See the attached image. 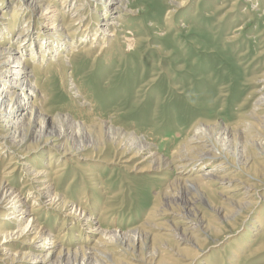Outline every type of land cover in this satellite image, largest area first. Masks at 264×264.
<instances>
[{
  "label": "rangeland",
  "instance_id": "1",
  "mask_svg": "<svg viewBox=\"0 0 264 264\" xmlns=\"http://www.w3.org/2000/svg\"><path fill=\"white\" fill-rule=\"evenodd\" d=\"M128 1L134 16L121 22L110 54L105 51L103 55L96 56L103 43L101 36L99 40L93 41L89 53L78 51L71 60V66L64 68V71L52 70L53 73L46 74L42 67L33 70L37 87L45 97L46 114L52 120L66 115L74 123L73 135L67 140L70 152L79 154L74 149L78 138H89L96 144L81 152L82 157L93 155L94 160L91 162L77 160L71 153L65 155L68 162L57 184L56 192L67 198L66 210L75 215L72 217L74 224H68L69 218H63L57 208L46 210L48 214L46 211H39V225L36 228L32 231L28 228L25 231H29L28 234L22 236L20 231L26 226L28 217L21 220L19 225L8 229L7 234L12 237L10 240L3 239L0 248L6 245L5 248H11L14 253L36 255L38 253L32 246L40 244V239L31 241L34 235L38 232L42 235L46 233L48 246L56 234H62L60 240H66L69 233H59L63 222L75 230L83 227L88 230V233L84 231L89 236L91 228L85 224L90 212L93 214L92 207L95 206L92 218L97 220L99 217L103 223L101 228L108 233L112 232L105 236L110 248L114 250L109 251L112 262L107 264H186L189 260H194L193 264H264V246L257 249L262 234L260 229L264 228V221L259 224L257 214L259 211L264 214V207L250 215L252 210L248 217L240 216L229 223H216L212 221V213L206 208L207 203L197 201L202 193L213 204L219 203L217 194L209 193L208 187H199L196 194L190 189L182 190L176 186H168L169 183L164 181L154 180L150 178V173L135 174L137 169L135 173H131L124 168L127 165L124 163H100L104 150L107 156L114 151L109 138L111 135L105 132V126L127 128L140 136H148V140L157 147L159 153L168 157L178 144L182 147L187 144L189 130L197 123L208 127L206 135L210 143L224 151L234 163L236 161L231 154L234 147L232 141L227 143L226 140L216 138L217 131L223 126L235 128L238 124L246 126L253 122L252 127L247 126V131L233 129L234 140L238 145L242 144L240 138H244L240 153V161L244 165L240 164L242 171L238 177L248 183L253 182V179H264V142L252 139L257 132H262L264 136V119L252 120L251 117L263 115L254 112V107L260 94L258 80L264 76V0H186L185 6L177 10L172 5L183 0ZM59 2L56 4L58 8ZM99 5L98 3L96 12L105 17L100 10L102 6ZM93 10L90 7L89 17L92 19ZM23 15L25 17L22 16L20 23H16L18 29L15 33L27 21L28 16L25 13ZM34 20L41 21L37 18ZM127 33L140 40L137 48L135 46V50L129 52H126L127 47L123 41ZM92 35L93 32H89L87 40ZM32 41L33 39H29L27 43ZM109 44L107 42L106 45ZM12 45V48L17 47V43ZM77 45L73 44L74 47ZM149 78L155 81L151 84ZM72 82L82 101L70 93L69 84ZM179 87L180 89H176ZM83 101L87 106L85 110H81L80 103ZM88 109L91 111L88 112ZM50 122L46 124L47 130L51 127ZM54 123L56 128L61 124L59 120ZM251 131H255V134ZM47 139L50 142V138ZM64 142L63 139L60 141L62 144ZM43 144V140L38 142L34 139L27 141L14 153L8 149L9 152L0 156V172H7L10 155L13 160L23 161L27 166H31L40 157L47 160L46 156L50 151ZM60 159L64 160L63 157ZM142 159V155L134 158L128 168L134 165V168H140L148 163L139 164ZM173 168L171 170L175 171V167ZM84 170L97 175L101 189L93 187L95 182L85 178ZM162 174L158 178L172 177L171 173L164 176ZM24 180L23 172L10 176L16 190L24 185ZM227 186L232 187L233 184L227 183L225 187ZM181 196L184 201L194 202L190 215L197 213V216L203 215L211 222L208 233L196 237L199 249L188 242L175 243L171 239L166 241V238L154 240L153 243L158 248L154 255L149 248L150 242L146 241L139 248L138 243L141 240L132 230L140 228L139 234L146 231L142 225L148 222L145 218L152 208L156 212L170 213L163 220H156L157 223L179 222V217L187 206ZM262 197L264 190L260 188L256 202L260 203ZM50 198L51 195L47 198L48 201L46 199L47 203ZM20 209L21 207L16 208L12 212ZM83 211L84 215L80 216ZM83 229L79 230V237L70 234V248H76L84 241L81 240L85 233ZM147 230L156 234L155 230ZM113 232L124 234L126 241H118ZM96 237L93 234L82 244L90 248ZM11 244L14 246L9 247ZM177 249L181 250L180 257L174 255ZM230 256L233 257L231 262ZM33 262L34 259L30 258L27 263Z\"/></svg>",
  "mask_w": 264,
  "mask_h": 264
},
{
  "label": "bare ground",
  "instance_id": "2",
  "mask_svg": "<svg viewBox=\"0 0 264 264\" xmlns=\"http://www.w3.org/2000/svg\"><path fill=\"white\" fill-rule=\"evenodd\" d=\"M58 2L56 0H0V156L9 152L8 149L11 153H14L22 148L27 141H33L34 139H37L38 142L40 139L43 140V147L50 151L47 156L45 155L47 160H42V157H40L31 166H27L23 161L13 160L10 155V160L7 163L8 168H6L7 172H0V242L3 239L10 240L12 235L7 234L8 229L16 227L22 222L21 220L27 217L26 226L20 233L22 236L28 234L30 230L32 231L39 225L37 223L39 211H46L53 207V210L57 208L58 212H61L63 218H69L68 224H74L72 219L75 216L74 213L66 210L68 207L67 198L56 192L59 178L65 172L66 162H68V158H65V155L74 154L67 148V140L73 135L72 126L74 123L70 122V118L66 115L59 116L57 120L61 124L58 123L59 125L56 128L54 121L57 120H54V118L52 120V117L46 114L44 110L45 97H43L37 87L38 82H36V76L34 77L33 75V70H38L42 67L43 72L46 74L53 73L51 72L52 70L64 71V68L71 66V60L77 55L78 51H82L85 54L89 53L91 46L94 44L93 41L99 40L101 36L103 43H101L99 53L96 56L103 55L105 51L106 53L111 51L121 22L125 18L134 16L128 0H62L59 2V8L56 6ZM98 3L100 4L99 6H102L100 10L105 17L96 12ZM185 4L186 0H183L175 2L172 6L174 10H177L184 7ZM90 7L94 9L92 16L95 20L89 17ZM24 13L28 16L27 21L21 27L19 26V30L15 33L14 31L18 29L16 23H20ZM35 18L41 21L35 22ZM101 18L104 20H100ZM16 19L17 22L15 21ZM89 32H93V35L90 40H87ZM29 39H33V41L27 43ZM123 41L125 47H127L126 52L135 50V46L140 42L131 33H127L123 37ZM107 42H110L109 46L106 45ZM15 43H17V47L12 48L14 46L12 44ZM74 43L78 44L77 47L73 46ZM132 47L133 49H131ZM48 57L52 58V60ZM104 57L103 59L106 58ZM54 61L56 62L55 64ZM154 81V79H150L149 83ZM258 81L260 94H258L259 97H257L254 112H259L263 115H252V120L264 119V76ZM170 84L169 86L172 85ZM75 87L73 82L70 83L69 91L76 99L82 101L79 91ZM176 89H180V87ZM80 105L82 107L81 110L87 109L84 101ZM90 111L88 109V112ZM48 122L51 123V127L49 126L47 130L46 124L48 125ZM252 123L249 122L246 126L238 124L235 128L244 132V129L248 128L247 126L252 127ZM105 127V132L111 135L109 138L112 141L111 144L114 147V151L112 155L107 156L106 150H104L100 163L109 165L124 163L127 164L124 168L131 173H135L136 169L138 171L135 174L150 173V178L154 180L164 181L167 184L169 183L168 186H176L182 190L190 189L196 194H198L199 187H208L209 193L217 194L219 203L213 204L202 193L198 196L197 201H205L207 203V207H205L212 213L213 222L229 223L240 216L248 217L252 210L250 215L258 208L264 207V197H262L260 203L256 202L258 190L260 188L264 190V179H253V182L248 183L238 177L242 171L240 164L244 165V162L240 161L244 138L243 140L240 138L242 143L240 145L235 142L234 127L223 126L219 128L218 134H216V138L226 140L227 143L232 141L234 147L231 154L234 161H236L234 163L232 162L233 159L231 161L228 159L224 151L210 143V139L206 135L208 127L202 123H197L191 127L189 136L186 139L187 144L183 147L178 144L177 147L170 151L168 157L159 153L157 147L148 140V136H140L137 132L130 131L127 128H114L109 125ZM262 127L264 130V125ZM43 137L45 139H42ZM48 137L50 142H48ZM253 138L256 142H264L262 132H257ZM62 139L65 141L63 144L60 143ZM76 144L77 146H74V149L79 154L74 155L77 160H83V162L94 160L93 155L87 154V156L85 155L86 157H82L81 154L87 147H92L95 144L94 142L84 137L81 140L78 138ZM140 155L143 156V159L139 164L148 163L140 168H134L135 165L129 166V169L128 164L131 165L134 158ZM60 157H63L64 160L60 159ZM173 167H175V171L171 170ZM232 169L234 171L231 173L230 170ZM235 171H238V173H234ZM17 172H23L25 175L24 185L19 190H16L10 181V176L16 175ZM84 172L85 178L89 181H94L93 187L98 188L100 181L97 179V175L88 173V170H84ZM166 173H171L172 177L169 178L170 180L162 177L158 178L159 175L161 176L162 174L164 176ZM226 174L229 176H226ZM227 183H231L233 186L225 187ZM50 195L52 198L47 203L46 199ZM180 198L184 201L183 196ZM184 202L187 206L184 207V212L183 214L181 213L179 222L157 223L156 220L161 221L170 213L164 211L156 212L155 208L149 211L145 218V221L148 222H144L142 225L146 231L139 234L141 233L140 228L132 230L133 234H137L141 240L138 243L139 248H142L146 241L150 242L149 248L154 255L156 253L154 251L158 249L153 243L154 240L166 238V241L171 239L175 243L188 242L199 249L196 237L206 235L211 227V222L206 220L203 215H200V217L197 216V213L190 215L194 202H189V200ZM19 207H21L19 211L12 212ZM92 209L93 214L90 212L85 224L91 228L89 236L86 234L88 230L83 229V227H77L76 229L78 230H75L63 222L59 227V233L60 231L63 234L69 233L66 240H60L59 237L62 234H56L52 237V242L48 246L46 244L47 234L44 233L42 235L38 232L31 240L40 239V244L32 246V249L38 254L14 253L11 248L6 249L5 245L0 248V264H107L112 262L108 253L114 250L112 247L110 248L105 239V236L112 232L108 233L101 228L103 223L99 217L97 220L92 218L96 207L93 206ZM46 214H48V211H46ZM82 215H84V211L81 212L80 216ZM257 216L260 220L259 224L264 221L263 213L259 211ZM28 228L29 231L25 233ZM80 229H83V232L86 230L81 237V240H84L82 243L86 242L93 234L97 235L90 248L82 243L76 248H70L72 241L70 234H76L79 237ZM147 229L155 230L156 234H152ZM260 230L262 234L259 238L257 249L264 246V228L261 227ZM113 234L116 235L114 238L118 239V241H126L124 234H118V232H113ZM150 237L152 238L150 239ZM2 244L0 243V247ZM12 246L14 245L11 244L9 247ZM180 251L177 249L174 255L180 257ZM30 258L34 259L33 263H27ZM232 259L233 257L230 256V262ZM193 263L194 260H189L186 264Z\"/></svg>",
  "mask_w": 264,
  "mask_h": 264
}]
</instances>
